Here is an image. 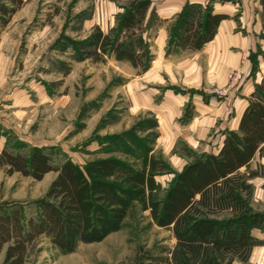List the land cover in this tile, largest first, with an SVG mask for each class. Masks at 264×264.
I'll return each instance as SVG.
<instances>
[{
	"label": "rangeland",
	"instance_id": "obj_1",
	"mask_svg": "<svg viewBox=\"0 0 264 264\" xmlns=\"http://www.w3.org/2000/svg\"><path fill=\"white\" fill-rule=\"evenodd\" d=\"M153 1L144 26L152 59L149 68L154 52L160 53L163 48L173 56L162 58L154 68L159 73L151 74L146 73L149 68L141 71L111 53L102 61L81 55L95 27L108 35L114 33L118 15L124 11L123 0L27 1L0 32V147L43 146L50 150L55 164L71 159L84 165L116 156L139 167L142 145L151 146L152 153L161 156V150L167 149L159 137V119L167 116L160 110L164 91H153L161 77L169 76L173 84L183 85L180 90L195 93L184 106L196 117L204 112L205 104L218 105L226 97H237L236 107L232 103L228 109L232 106L233 115L240 112L244 77L264 74V0L260 6L254 0L248 5L252 14L261 9L257 13L262 23L257 30L244 31L253 46L249 52L250 66L224 69L217 68L218 64L210 62L207 55L186 54V49L171 43L169 20L173 17L163 19L158 15L168 0ZM190 64L195 66L191 69ZM193 71H197L199 78L195 87L186 82ZM237 73L239 78L232 86ZM134 80L140 82L138 89L129 84ZM150 93L154 94L153 99ZM218 132L212 129L206 139L216 142ZM187 137L183 133L179 140L186 141ZM206 139L201 142L206 143ZM186 144L179 142L178 146L184 150ZM160 175L157 179L162 196L172 178L171 173ZM55 177L50 172L38 181L20 173L9 175L0 168V204H25L28 215L34 214L33 202L45 195ZM251 201L256 208L264 209V198ZM215 217L223 221L231 214L219 212ZM257 239L263 241L259 245L264 244L263 238ZM176 244L173 230L156 226L149 211L136 204L121 229L101 242L81 243L76 251L66 254L44 237L27 257L26 264H139V257L143 258L146 251L154 256L166 255L163 248L172 251ZM2 258L3 254L0 262Z\"/></svg>",
	"mask_w": 264,
	"mask_h": 264
},
{
	"label": "trees",
	"instance_id": "obj_2",
	"mask_svg": "<svg viewBox=\"0 0 264 264\" xmlns=\"http://www.w3.org/2000/svg\"><path fill=\"white\" fill-rule=\"evenodd\" d=\"M27 1L0 0V32ZM123 2L114 33L108 35L95 27L81 55L102 61L111 53L146 71L152 59L144 26L154 1ZM228 17L214 13L210 3L188 2L169 20L170 41L183 49L201 50ZM249 98L239 128L226 132L219 151H190L194 158L181 172L153 154L148 145H142L139 167L116 156L84 165L71 159L55 164L52 153L43 146L0 147V168L9 175L20 173L38 181L47 173L56 175L45 195L33 202L34 214L28 215L25 204H0V264H26L44 237L66 254L81 243H99L121 229L136 204L149 211L156 226L173 230L177 243L172 251L163 248L166 255L146 251L139 264L247 261L253 247L263 243L253 236L255 229H264V212L251 206L254 185L249 180L264 175V166L256 170L249 166L255 154L264 151V80L255 85ZM184 114L186 122L193 117L187 110ZM170 173L174 177L159 196L162 186L157 176ZM219 212L230 213L231 218L222 221L215 217Z\"/></svg>",
	"mask_w": 264,
	"mask_h": 264
},
{
	"label": "crops",
	"instance_id": "obj_3",
	"mask_svg": "<svg viewBox=\"0 0 264 264\" xmlns=\"http://www.w3.org/2000/svg\"><path fill=\"white\" fill-rule=\"evenodd\" d=\"M194 1L201 2L204 5L210 3L214 13H224L229 17L221 22L214 39L211 40L209 44L201 50L191 51L186 49L184 52L194 56L199 54L207 55L210 57V62L214 65L218 64V66H216L217 68L220 67V69L240 66L243 68H246L247 66L249 67L251 64L249 52L253 49V46L251 47L249 41L246 40L244 31L251 30L250 28L257 30L261 27L262 23L259 21V13H257L261 11V9L257 12L255 11L256 14L255 12L252 14L249 11L250 9L248 5L253 0H237V2L232 0H168L165 6L159 9V13L157 11L156 12L161 18L170 19L178 15L188 2ZM260 2L261 0H254L256 6H260ZM162 38V42H164L165 36H162ZM172 56L173 55L171 53L168 54L166 50H163V48L160 53L154 52L153 63L146 73L151 74L152 72H155L156 69L154 68L155 66L157 67V64H161L160 60L162 58L164 59ZM221 58L222 61L219 63ZM189 66L192 69V66L194 67L195 64H190ZM196 75L197 71H193L191 76L186 78V82H190L194 85V87L198 85L199 78ZM247 76L248 75L244 77L245 82L241 83L243 85H241L240 88V95L243 101V107L240 112H236L233 115V113H231L232 106L228 109V105H232V103L235 105L234 107H236L238 104L237 97H226L220 104L217 103L218 105L213 103L209 105L205 104V108L203 110L204 112L200 113L197 117L193 114L192 119L187 122L183 119L185 115L184 105L185 103L191 102L190 99L193 100L195 93H191L190 90H180V87L183 85L178 86L173 84L174 80L169 76L168 79L166 77H161V79L157 81L159 84L155 85L156 87H154L153 91H155L154 94L160 91V89L164 91V97L162 103L160 104V110L162 113L164 112V114L167 115L162 118L160 117L159 119V137L167 144V149H162L161 153L174 171L181 172L184 169V166L193 160L194 157L189 154L190 151L196 154L217 153L223 144L226 132L230 130H237L239 128L238 125L240 118L244 108L249 102V97L254 91L255 85L264 80V74L259 72L253 76ZM129 84L138 89L140 82L134 80L130 81ZM154 94L150 93L151 99H153ZM229 114L230 118L227 117ZM212 129L219 131L216 134V142H213L211 138H208V140L206 139ZM183 133H186L187 136H189L186 141L183 139L179 140L180 135H183ZM203 139H206V143L201 142ZM179 142L183 144L187 143L185 146L186 149L185 147L184 150L180 149L178 146ZM255 155V158L250 163V168L253 170H256L258 166H264V151L262 153L257 152ZM253 163H255V166L252 167ZM173 177L174 173H171V178ZM249 182L254 185L251 197L252 200L257 201L260 197L264 198V175H257L249 180ZM251 206L255 211L258 210L264 212V209L262 210L256 208L252 201ZM253 232L254 237L264 239V237L261 236L264 235V229L258 228ZM232 264H264V244L253 247L250 253V258L247 261L242 262L240 260H234Z\"/></svg>",
	"mask_w": 264,
	"mask_h": 264
},
{
	"label": "built area",
	"instance_id": "obj_4",
	"mask_svg": "<svg viewBox=\"0 0 264 264\" xmlns=\"http://www.w3.org/2000/svg\"><path fill=\"white\" fill-rule=\"evenodd\" d=\"M239 75L240 74H235V78L232 80V86H234L235 84H234V81H236L238 78H239Z\"/></svg>",
	"mask_w": 264,
	"mask_h": 264
}]
</instances>
